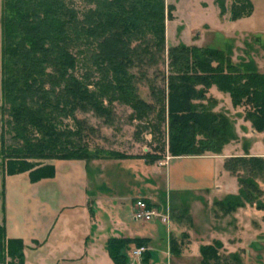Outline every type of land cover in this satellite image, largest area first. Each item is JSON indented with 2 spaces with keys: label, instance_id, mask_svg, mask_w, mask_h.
I'll return each mask as SVG.
<instances>
[{
  "label": "trees",
  "instance_id": "trees-1",
  "mask_svg": "<svg viewBox=\"0 0 264 264\" xmlns=\"http://www.w3.org/2000/svg\"><path fill=\"white\" fill-rule=\"evenodd\" d=\"M85 1L89 7L83 11L73 0L2 1V114L8 117V131L0 152L8 174L29 172L38 181L54 175L46 160L131 156L91 148L86 139L95 128L77 117L79 111L93 112L109 124L116 104L131 108V120L150 125L155 136L167 128L173 156L220 154L236 135L230 118L213 110L217 101L208 96L212 86L228 93L234 106L246 108L245 119L264 132V73L254 61L235 63L231 46L226 51L183 44L167 48L166 19L173 7L166 0ZM249 6L245 0L234 4L233 19ZM165 57L166 85H150L153 101L148 102L139 92L142 77L133 69L159 66ZM79 69L84 70L81 75ZM143 157L154 162L161 156ZM225 168L238 177L241 188L217 205L225 213L244 202L264 209L257 182L264 178V157H231ZM131 243L147 245L140 238L108 241L115 264H128ZM175 244L172 251L178 255ZM24 248L23 240L8 238L5 223H0V264H25ZM222 249L221 241L201 246V263L243 264L239 252L221 254ZM144 258L148 263V251Z\"/></svg>",
  "mask_w": 264,
  "mask_h": 264
},
{
  "label": "crops",
  "instance_id": "crops-1",
  "mask_svg": "<svg viewBox=\"0 0 264 264\" xmlns=\"http://www.w3.org/2000/svg\"><path fill=\"white\" fill-rule=\"evenodd\" d=\"M2 1L0 0V37H2ZM176 1L179 4L180 0ZM239 1L227 3L225 0L224 7L229 13L227 12L226 18H223L221 26L232 29L233 25L250 21L251 12L255 7L252 0H245L251 3L248 12L240 18L233 19L232 7ZM166 4L173 6L177 12V3L166 0ZM197 8L203 10L199 4ZM175 13L172 11V17L166 19V42L169 38L170 22L177 17ZM203 21L199 24L209 27L208 23ZM236 59L232 56L235 63H238V60L240 62V59ZM258 71L264 73L259 66ZM236 115L240 117H238L239 128L242 134L245 135L248 131L249 134L255 135L253 133L255 129L250 127L249 121L245 119V112L240 111ZM241 149L243 151L230 144L222 153L214 155L169 154L163 165L157 161H149L142 154L131 155V153H127L131 155L128 157L88 161L51 159L43 163L54 168V175L38 181H32L29 172L12 175L2 169L4 176L1 187L4 198L0 203V223H5L8 238L23 240L25 264H28V249L37 253L43 247L52 253L44 260V264H56V262L61 264L64 263L63 261H66L65 264H69V261L79 264H111L110 260L115 264L107 249L108 241L112 238L129 240L140 238L147 241L145 248L150 254L148 263L144 262L145 252L141 257L131 256V251L137 248L135 243H131L127 250L131 264H159L153 259V252L169 253L171 257L179 259L192 250L198 252L196 259L202 264L200 247L212 244L214 241H221L223 244L221 252L227 254L235 252L247 254L251 250L264 251V209H259L253 203L244 202V205L235 210L236 212L229 214L224 212L220 216L216 212L219 209L216 206L220 207L217 201H222L230 195H238L241 188L238 179L225 168V161L236 156H264V151L254 144L249 147L247 151L249 154L243 147ZM159 176L164 177V187L167 195L170 196L164 209L155 201L153 198L155 193L151 190L153 183L155 184L152 177ZM127 177L133 179L129 181L126 180ZM140 185L149 189L148 197H135L137 192L143 190V188L138 189ZM101 186L108 192L102 193ZM261 186L264 190V182ZM114 189H127V191L124 192L125 194L120 191L116 193ZM128 190L132 193H127ZM172 194H174L173 198ZM201 194L207 201L204 206L199 200ZM139 198L145 199L157 207L162 215L168 216L166 222L154 219L167 224L168 232L162 241L157 239L159 229L156 225L147 224L148 227L142 229L125 224V214L122 211L130 207L132 218L135 220L131 219V222L137 224L138 220L134 218V202ZM262 201L264 202V198ZM187 202L191 208L194 204L195 208L201 207L202 212L206 213V215L199 214V222L193 214L185 216L186 212L181 213V205ZM220 209L223 211L222 208ZM175 212L178 213L177 219L180 225L176 224V218L172 217V213ZM191 221L198 225L201 222L205 236L196 239L194 244L190 237L191 233H186L182 226V223L188 225ZM170 222L172 227L170 225L169 229ZM180 232L188 235L181 239ZM173 241L176 243L175 249L178 255L172 251ZM104 253H107L108 258Z\"/></svg>",
  "mask_w": 264,
  "mask_h": 264
},
{
  "label": "rangeland",
  "instance_id": "rangeland-1",
  "mask_svg": "<svg viewBox=\"0 0 264 264\" xmlns=\"http://www.w3.org/2000/svg\"><path fill=\"white\" fill-rule=\"evenodd\" d=\"M73 1L75 6L79 8L81 11L89 7V4L85 0H73ZM230 1L233 2L234 0H227V3H230ZM252 1L255 7L253 12H251L252 17L251 19H249L250 21L247 22L248 24L241 23V24L233 25L231 29L230 27H225L220 25L221 22L223 21V18H226V14L228 12L224 7L225 0H215V2L214 0H180L179 4L176 0H171V2H173L174 4L176 3L178 4V9L176 12V9H174V7L172 6L173 12L174 13L176 12L175 14L177 15V17H175V19H173L170 22V25L168 27L169 38H168V42H166L167 48L179 44L188 45V46L194 44L195 46H199L202 48H211V49H219L226 51L231 46V48H233V58L236 57L237 59H240V61L241 59L252 60L257 65V69L259 66L260 70L263 71L264 70V0H252ZM197 4L201 5L203 7V10H199L198 8L196 9ZM203 20H205V22L208 23L209 27H204L201 24H199L200 22H204ZM231 36H235V37L231 38ZM1 59H2V37H0V151L2 145V136L4 135L3 133L8 131L6 125L8 117H4V114H2L3 97H2V88H1V80H2ZM167 63H168V59L167 57H165V62L163 63L161 61L159 66L146 65L143 67H135L133 69V72L135 74L142 77L139 83V92L140 95L148 102L153 101L150 85L157 84L159 87L160 86L164 87L166 85V80L164 81L163 74L164 73L165 75L168 74ZM83 72H84L83 69H79L78 75H81ZM216 88H217L216 86H212L208 93V96L215 97L217 101V105L213 108V110L215 112H222L230 118L233 124L234 133L236 135V137L233 140H231L228 144H226L225 147H227L230 144H234V146L237 147L238 149L243 151V149H241L243 147L244 150L247 152L249 150V147L254 144L259 146L261 151H264V132H258L257 130H254L253 133L255 135L249 134L248 131L246 132L245 135H243L242 132L240 131L239 128L240 121L238 119L239 116H237L236 114H238V112L240 113V111L245 112L246 108L242 106L239 107L234 106L230 98V95ZM218 96H223L224 98L221 99ZM131 114H132L131 108H129L126 105L116 104L114 108V115L112 117V122L109 124H106L103 119L98 118L93 112L85 113L79 111L77 113V117L79 119L85 120L87 123H89V125L95 128L93 132L88 133L86 139L91 148L95 149L96 146H98L105 149L118 150L124 153H131V155L158 153L160 154L161 157L156 161L159 162V164L161 165L165 164L167 161L166 159L169 157L170 154L169 135L167 132V128L164 126L166 128V131L163 130L161 135L155 136L154 132H152V128L150 125L148 127H144L146 123L139 122L136 120L135 121L131 120ZM67 122L71 126L75 127V124L71 119H69ZM249 125L250 127H253L250 122ZM4 137L6 138V141H8L7 143H9L10 136L6 133ZM214 154L215 153L208 152L204 155H214ZM1 166H3V162L0 152V203L1 200L4 198V191L1 187L4 172ZM233 175L238 179V177L235 174ZM163 176L152 177L155 180V184L153 183V188H151V190H153L155 193V197H153L155 201H157L160 207L164 209L167 200L169 199L170 196L167 195V191L164 187ZM132 179L133 178L131 177H127L126 180L130 181ZM257 182L262 192L259 198L260 200H263L264 190L262 189L261 183L264 182V178H257ZM140 188H143V190L137 192V194H135L136 196L135 195L134 196L148 197L147 190L149 189H147V187L143 185H140V187H138V189ZM100 190L102 193L108 192V190L103 186H101ZM119 191L124 193L127 191V189H122V190L114 189V192L116 193ZM127 193L131 194L132 192L128 190ZM173 197L174 194H172V198ZM202 197H204L203 194L199 196V200L201 204L204 203L203 204L204 206L205 204H207V201L205 200V198L203 199ZM181 207H182L180 210L182 211L181 213L186 212L184 213L185 216H187V214H189L190 216V213L193 214L196 217L195 218L196 221L199 220V214L206 215L205 212H202L201 207L195 208L196 206L193 204L191 208L188 202L184 205L182 204ZM216 208H219L218 210H216L219 216L224 214V210L222 211L220 207L217 206ZM122 212H124L125 214L124 221H126L125 224H127V226H132V227L137 226L143 229L148 227L147 224L156 225L159 229L157 236L158 241H162V238L164 239L165 236L167 235L168 232L167 224L157 220L146 221V222L138 220L137 224H135L134 222H131V219L134 220L132 218L131 207L126 208ZM233 212L236 211L233 210L232 212H228L227 214ZM172 217L176 218L175 220L176 224L180 225V221L179 219H177L178 213L177 212L172 213ZM190 223H188V225L182 223V226L187 231L186 233H191L190 237L193 239L192 241L194 244L197 241L196 239L200 238L204 234H203L201 222L200 225H198V223L197 224L193 222L192 224ZM170 225L172 227L171 222L169 224V229H170ZM186 233L180 232L179 235L180 237H182L181 239H184L188 235ZM27 252L29 254L28 264H42L43 262H45L44 260L49 257V254H52L49 252V250L46 247L41 248V250L37 253H34L29 249L27 250ZM104 254L108 258L107 253ZM221 254H227V253L221 252ZM239 255L242 258L243 264L244 261L246 262V264H264V251L251 250L247 254L239 252ZM184 256L178 259L171 257L169 253L160 254L158 252H153V259L156 260L155 262H159V264H166L168 262H171L172 264H199L198 259H196L198 256V252L192 250L189 251V253L187 252ZM63 262L64 263L61 264L66 263V261ZM110 262L111 264H114L111 260ZM72 263L74 262L69 261V264ZM74 264H79V263H74ZM128 264H131V261H128Z\"/></svg>",
  "mask_w": 264,
  "mask_h": 264
},
{
  "label": "built area",
  "instance_id": "built-area-1",
  "mask_svg": "<svg viewBox=\"0 0 264 264\" xmlns=\"http://www.w3.org/2000/svg\"><path fill=\"white\" fill-rule=\"evenodd\" d=\"M134 218L141 221H152L154 219H160L163 222L168 221V216H164L158 210L157 207L153 206L151 203L145 199H137L134 202ZM146 251L145 247H138L131 251V256L141 257Z\"/></svg>",
  "mask_w": 264,
  "mask_h": 264
}]
</instances>
